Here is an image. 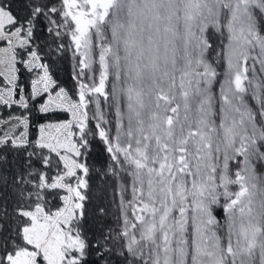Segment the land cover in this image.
Wrapping results in <instances>:
<instances>
[{"label": "snow or ice", "instance_id": "obj_1", "mask_svg": "<svg viewBox=\"0 0 264 264\" xmlns=\"http://www.w3.org/2000/svg\"><path fill=\"white\" fill-rule=\"evenodd\" d=\"M0 264H264V0H0Z\"/></svg>", "mask_w": 264, "mask_h": 264}]
</instances>
